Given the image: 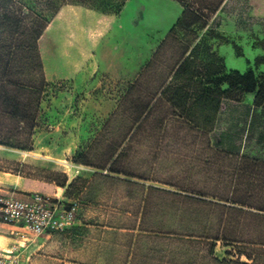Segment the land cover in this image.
Here are the masks:
<instances>
[{
  "label": "crops",
  "instance_id": "crops-1",
  "mask_svg": "<svg viewBox=\"0 0 264 264\" xmlns=\"http://www.w3.org/2000/svg\"><path fill=\"white\" fill-rule=\"evenodd\" d=\"M114 1L118 8L107 11L80 3L64 4L44 28L37 41L44 86L42 97L34 103V126L29 132L33 142L28 149L15 150L40 153L58 163L66 153L89 151L101 135L114 140L112 135L121 134L118 149H125L127 166L135 157L136 165L149 173L133 174L132 180L152 179L156 171L164 169L162 164L180 163L183 154L191 161H198L200 154H205L207 161L208 152L215 149L242 154L247 147L245 139L257 130L254 123L260 114L264 129V110L253 105L251 92L239 100L223 96L215 110L205 96L210 86L205 78L220 71L243 72L263 53L253 42L264 38V0H223L209 19L204 17L203 26L197 24L191 28L194 31L176 34L171 31L183 14L180 1L148 0L140 13L147 21L146 32L154 37L142 43L143 49L130 59L124 48L113 47V40L100 46L112 21L130 0ZM159 4L163 7L160 17ZM82 17L91 23L87 28L78 20ZM163 17L166 21L161 27L159 19ZM243 40L261 53L244 60L250 61H246V69L231 68L221 48L230 45L231 56L239 58L244 54ZM53 50L73 67L71 73L48 65ZM183 60L186 68L175 74ZM130 61L136 65L129 66ZM226 88L221 85L222 90ZM245 94L249 95L247 101ZM110 163L99 169L83 163L79 166L107 171ZM14 181L13 186L18 187ZM33 190L37 189L28 187L29 192Z\"/></svg>",
  "mask_w": 264,
  "mask_h": 264
},
{
  "label": "rangeland",
  "instance_id": "rangeland-1",
  "mask_svg": "<svg viewBox=\"0 0 264 264\" xmlns=\"http://www.w3.org/2000/svg\"><path fill=\"white\" fill-rule=\"evenodd\" d=\"M30 1L35 9L39 8L33 0ZM103 1L90 0L89 6L100 8ZM147 1L130 0L112 21L100 46L113 40V47L124 48L128 59L137 57V50L143 49L142 43L154 37L146 32L147 21L140 13L145 3L149 4ZM217 1L187 0L195 10L203 6L212 8ZM64 4L76 3L66 2L61 6ZM156 7L160 9L159 17L162 16L161 4ZM25 10L26 7L24 13ZM199 12L202 19H209L212 13L208 9ZM78 20L84 28L91 25L86 17ZM165 21L164 17L159 19L161 27ZM28 26L29 23L24 21L18 32L25 33ZM24 36L19 41H23ZM124 40L126 43H122ZM241 45L244 54L239 58L231 56L230 45L221 50L226 53L225 62L229 67L244 70L248 66L244 60L260 54L261 50L244 40ZM19 54L20 65L16 70L20 71L22 79L19 81L27 85L28 91L15 94L12 86L11 96L19 103H27L32 101L31 86L35 87L34 82L40 81L41 76L37 67L36 70L29 67V52ZM128 64L133 67L136 62ZM48 65L56 71L63 67L68 73L73 68L57 57L55 50ZM257 72H264V64L258 67ZM245 95L244 100L247 101L249 95ZM41 97L42 93H39L38 100ZM10 102L7 100L2 110L9 111ZM261 116H256L254 127L257 126V130L245 139L247 147L242 154L215 149L208 152L207 161L205 154H200L198 161H191L185 158L188 155L183 154L180 163L166 161L162 164L164 169L156 171L152 179L132 180L130 176L133 174L149 175L142 166L136 165L135 157L127 166L126 157L122 156L117 166L125 174L112 176L105 169L97 171L83 167L77 172L81 163L74 160L75 154L72 153H66L61 161L55 163L42 158L40 153L15 150L28 149L33 142L27 121L0 114V141L3 142L0 144L4 146L0 147V189L15 188L18 194H27L28 187L34 186L51 196L57 191L64 204L78 202L76 224L66 233L26 234L22 239L15 236L10 225L0 222V264H128L133 253L141 255L152 245L166 255L167 241L163 239L168 235L203 241L198 246L192 243L202 252L208 251L209 243L213 242L212 256L219 261L251 263V249L259 245L254 242H264V129L261 128ZM119 136L121 134L112 135L114 139ZM258 137H263V140H256ZM100 139L104 142L88 151L93 165L106 160L105 142L112 138L104 135ZM14 180H17L18 187L13 186ZM140 235L148 237L141 238ZM136 240L139 245L135 251Z\"/></svg>",
  "mask_w": 264,
  "mask_h": 264
},
{
  "label": "trees",
  "instance_id": "trees-1",
  "mask_svg": "<svg viewBox=\"0 0 264 264\" xmlns=\"http://www.w3.org/2000/svg\"><path fill=\"white\" fill-rule=\"evenodd\" d=\"M178 1H180L184 9L182 16L172 28V34H176L180 30L194 31V29L191 28L193 26H197V24L203 26L206 21L202 19V14L197 10L208 9L209 12H213V10L216 9L223 0H218L212 8L203 6L201 9L196 8V10L190 6V3L187 2V0ZM33 2L34 4L39 5L38 9L34 8V5L31 4L30 0H0V97H3L0 99V114L7 115L10 118L20 117L21 120L27 121L29 132L34 126V103L38 101V95L41 93L39 90L44 86L41 60L37 46L38 39L42 35L46 25L58 12L62 3L75 2L76 4L80 3L87 7L94 8L91 4L89 6L90 0H33ZM115 4L116 3L114 0H104L101 3L102 7L95 8L104 11L112 9L116 10L119 5ZM23 7L27 8V10H25L26 13H24ZM24 21L29 23V26L26 29V34L23 31L21 34L18 32L20 29L18 27ZM21 36H24L23 41H19ZM253 44L254 46H260L263 49V53L254 58L253 65H251L248 69L243 72H240L239 70H232L230 72L221 73L220 71L218 74L211 73L209 76H206L205 79L210 84V86L205 89L207 92H205V96L208 95L207 99L209 98V104L215 110L220 103L221 97L224 96L226 98L239 100L242 97V94L249 92L253 93L254 95L253 105L264 110V72H257L258 67L264 64V38H256ZM240 49L241 47L238 46L237 52L239 55H242V52L238 51ZM22 51L25 53L29 52L31 55L29 57V67L34 70H36L37 67L41 76L40 81L34 82L35 87L31 86L32 101H27V103H19L17 100H15L14 96H11L12 86L15 87V94L28 91L27 85L19 81L21 78L20 71L16 70L17 66L20 65L19 52ZM249 62L250 61H248V63ZM186 66L187 63L185 60H183L175 74L181 73V71L184 70ZM223 84L227 85V88L224 90L221 89V85ZM194 89L197 90L198 87ZM196 99H198L197 96ZM7 100L11 101L9 111L8 109L2 110V107L6 104ZM100 138L96 139L94 147L91 146V149L98 147L99 142H104V139ZM122 140L123 138H121V140L115 138L114 140L105 142L106 151L104 154L106 155V160L99 165H93V162L88 158V151L81 150L76 152L73 156L75 157L74 160L81 164L84 163L94 166L97 169L104 168L105 162L107 164L111 161L107 169L108 172L114 174H125L124 170L117 166L118 161L122 158V156L126 155V151L123 149V147L120 150L118 149V147L122 144ZM0 143L3 142L0 141ZM91 149H89V151ZM126 175H129V173H126ZM62 185L64 186V183H62ZM150 189L151 187L148 188V190ZM73 228L74 227L71 229ZM141 236L145 237L146 235H140V237ZM215 239L218 240V237ZM163 240L167 241L166 255L162 254L160 250H157L155 246L152 245L146 250L144 249L145 251L141 255L139 252L133 253V255L130 257V260L128 261V264H235L233 261L228 263H226L224 260L219 261L214 256H212V251L214 248L213 242L209 243L210 246L208 251L202 252V249H198V247L193 246L192 243L197 244L198 246V244H202L203 241L200 242L197 240H188L186 238L184 239L183 237L175 238L171 235L166 236V238ZM138 242L136 240L134 243V248L136 247L135 251L139 245ZM254 243L259 245L253 246V249H251L252 252L249 254V258L252 262L245 263L237 261V264H264V242Z\"/></svg>",
  "mask_w": 264,
  "mask_h": 264
},
{
  "label": "built area",
  "instance_id": "built-area-1",
  "mask_svg": "<svg viewBox=\"0 0 264 264\" xmlns=\"http://www.w3.org/2000/svg\"><path fill=\"white\" fill-rule=\"evenodd\" d=\"M83 167L77 166V172ZM78 202L64 204L57 191L54 196L39 190L18 194L0 189V222L10 225L22 239L26 234L66 233L76 224Z\"/></svg>",
  "mask_w": 264,
  "mask_h": 264
}]
</instances>
